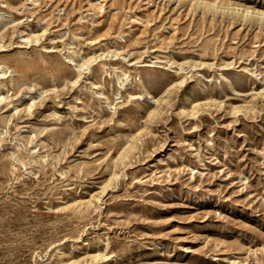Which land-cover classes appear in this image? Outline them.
Returning <instances> with one entry per match:
<instances>
[{"label":"rangeland","instance_id":"374dc122","mask_svg":"<svg viewBox=\"0 0 264 264\" xmlns=\"http://www.w3.org/2000/svg\"><path fill=\"white\" fill-rule=\"evenodd\" d=\"M262 12L0 0V264H264Z\"/></svg>","mask_w":264,"mask_h":264},{"label":"bare ground","instance_id":"6f19581e","mask_svg":"<svg viewBox=\"0 0 264 264\" xmlns=\"http://www.w3.org/2000/svg\"><path fill=\"white\" fill-rule=\"evenodd\" d=\"M209 3H210V2H209ZM199 4H200V3H199ZM230 6H231V5H230ZM230 6H229V7H230ZM218 7H219V6H218ZM234 8H235V7H234ZM235 9H236V8H235ZM238 10H239V9H238ZM247 11L249 12V10H247ZM250 12H251V11H250ZM258 12H259V11H258ZM259 13H260V12H259ZM259 13H258V14H259ZM252 14H253V13H252ZM258 14H257V15H258ZM261 16L264 17V12L261 13ZM257 17H258V16H257ZM261 18H262V17H261ZM4 100H5V97L0 98V103H2Z\"/></svg>","mask_w":264,"mask_h":264}]
</instances>
